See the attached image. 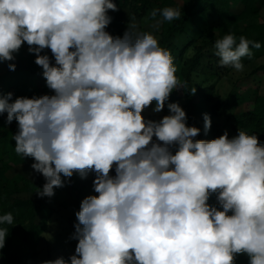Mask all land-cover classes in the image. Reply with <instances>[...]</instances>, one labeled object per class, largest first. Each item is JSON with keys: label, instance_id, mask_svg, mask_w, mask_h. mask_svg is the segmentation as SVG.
<instances>
[{"label": "clouds", "instance_id": "clouds-1", "mask_svg": "<svg viewBox=\"0 0 264 264\" xmlns=\"http://www.w3.org/2000/svg\"><path fill=\"white\" fill-rule=\"evenodd\" d=\"M109 10H119L113 0H0V61H13L26 42L52 92L0 94V114L18 125L16 153L33 158L31 168L46 180L37 195L52 197L64 186L61 174L96 173L98 195L75 213L70 264H234L242 253L264 264V145L244 131L194 140L200 129L187 126L176 102L167 104L169 115L146 120L145 108L155 101L161 112L184 85L153 34L135 25L122 36L107 32ZM158 12L166 21L181 17V9L165 7L153 19ZM250 45L261 47L233 34L217 39L219 65L243 71ZM203 119L207 133L211 118ZM212 193L219 209L208 203ZM0 223L11 225L12 213ZM7 235L0 229V249Z\"/></svg>", "mask_w": 264, "mask_h": 264}, {"label": "trees", "instance_id": "trees-1", "mask_svg": "<svg viewBox=\"0 0 264 264\" xmlns=\"http://www.w3.org/2000/svg\"><path fill=\"white\" fill-rule=\"evenodd\" d=\"M113 2L117 4L119 10L108 11L112 22L106 28L113 36H122L127 30L124 28L125 20L128 23L134 21L139 26L143 19H163L159 12L153 19L151 13L155 9L165 7L181 9L179 19L162 21L160 32L139 29L141 32L153 34L160 47L170 51L176 67L175 75L180 84L184 85V88H178L180 91L174 89L170 94L165 108L161 111L163 117L170 114L167 104L176 102L186 112L187 126L200 129V134L194 140L210 141L220 137L225 131L231 139L237 136L239 131H244L248 135L257 136L264 145V95L254 92L252 97L250 92H244L240 88L251 78L264 77V0H113ZM227 34H233L237 43L239 37L243 36L250 41L259 42L261 47L255 49L250 45L251 58L247 56L241 58L245 79L239 78L222 93L224 82L230 80L237 71L231 66L221 67L220 58L215 55V41ZM28 47L25 42L13 61H3L7 69L0 75V94L11 92L13 100L21 96L31 98L51 94L42 75L43 69L35 64V54H30ZM41 54H47L51 62L55 63L50 49H45ZM9 63L16 64L15 71L9 70ZM193 88L196 89L194 94L191 93ZM247 103L250 106L246 109L234 111L238 106ZM155 105L156 102L153 101L151 106L143 110L144 118L146 110L153 111ZM227 109L228 127L219 122L222 110ZM204 114L211 118V128L207 133L204 131ZM6 118V112L0 114V216L12 213L13 223L11 225L0 223V229L8 230L5 246L0 249V264H44L45 261L61 257L69 261V257L75 254L78 243V240L73 238L75 225L78 223L75 213L80 210L83 200L81 190L84 187L79 183L76 185L75 180L81 177L77 172H74L77 177L72 176L69 179L61 174L64 183L67 180L70 182V188L68 191L64 190L66 197L60 200V205L64 209L73 207L75 210L65 217V227L69 236L60 237L64 249L54 252L50 237L46 235L53 225L50 221L52 210L49 208L48 197L37 195V191H40L45 183L34 182L30 174L24 170L29 168L34 159L16 153L13 135L18 125L15 120L10 125L7 124ZM17 166H21V171L16 170ZM110 175L115 176V165ZM95 177L96 173L90 170L84 178L92 195H98L93 187ZM60 189L62 188H54V191ZM216 196L215 193L210 194L208 203L219 209ZM60 233L56 231V235L59 236ZM249 259L247 254H237L234 264H249Z\"/></svg>", "mask_w": 264, "mask_h": 264}, {"label": "rangeland", "instance_id": "rangeland-1", "mask_svg": "<svg viewBox=\"0 0 264 264\" xmlns=\"http://www.w3.org/2000/svg\"><path fill=\"white\" fill-rule=\"evenodd\" d=\"M264 13V11H263ZM157 21H163L162 18H158L155 20H149V19H143V21L141 22V24L138 26V23L131 21V22H127L126 20L124 21V28H128V26H132L135 25L136 29L139 31V29H145L148 30L150 32H160V30L162 29V22L157 24ZM17 53H14V56ZM7 67L5 66V64L3 63V61H0V75L3 74L6 71ZM244 72L242 71H236L234 72V74L231 76L230 80L225 81L224 82V87H222L221 92L223 93L224 90H228L235 82L238 81L239 78H244ZM245 79V78H244ZM42 83H40L39 87H41ZM240 88L242 89V91L244 92H250L252 94L253 97V93L257 92L259 95H264V77L262 76L257 77V78H251L250 80H248L246 83L242 84V86H240ZM50 93L52 94L51 90H49ZM178 91H180V89H178ZM250 104H243L237 107V109H234L235 112L238 111H242L244 109H246L247 107H249ZM146 115H145V119L146 120H154V121H159L160 119L163 118V115L161 114V112L156 113L154 111H149L146 110ZM222 114L219 118V122L222 124H226V126L228 127V123H226L228 121V117L227 115L229 114V109L227 110H222ZM18 127V126H17ZM17 130V128H16ZM232 136H234L235 134H231ZM155 138V137H154ZM156 139V138H155ZM35 161L32 162V164ZM29 165L28 169H24L27 173L30 174V176L32 177V180L34 182L37 183H46L45 178L43 177L42 174L35 172L32 168L31 165ZM20 168V169H19ZM17 171H21V166H17L16 168ZM74 177H77V174L74 173L73 174ZM69 179V178H66ZM85 179H77L75 180V184L78 185V183L83 186V190L82 191V198L84 199L87 196L92 195L91 189L89 186L86 185L85 183ZM62 189L60 190H55L54 191V195L52 197H48L49 200V208L50 210H52V215L50 217V221H52L51 223H53V225H51V230L46 232V235L48 236V238L50 237V241H51V245H52V249L54 248V252H59V250L61 251L62 249H64V245L63 241H60V237L61 236H69L67 233V228L65 227L66 221H65V217L68 214H71L75 208L70 207L68 209H64L61 207L60 205V200H63L64 197H66V192L64 190H69L70 188V182L67 180L64 183V186L61 187ZM58 230V232H61L58 236V234L56 235V231ZM67 234V235H64ZM66 241H68V238L65 239Z\"/></svg>", "mask_w": 264, "mask_h": 264}]
</instances>
